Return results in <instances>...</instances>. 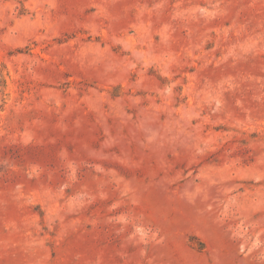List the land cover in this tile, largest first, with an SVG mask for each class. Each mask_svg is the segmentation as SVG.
<instances>
[{
    "label": "rangeland",
    "instance_id": "374dc122",
    "mask_svg": "<svg viewBox=\"0 0 264 264\" xmlns=\"http://www.w3.org/2000/svg\"><path fill=\"white\" fill-rule=\"evenodd\" d=\"M0 264H264V0H0Z\"/></svg>",
    "mask_w": 264,
    "mask_h": 264
}]
</instances>
